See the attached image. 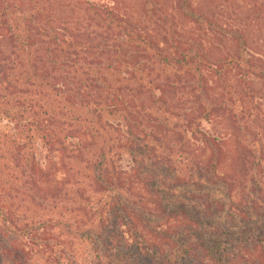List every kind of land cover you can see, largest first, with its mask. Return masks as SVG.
I'll use <instances>...</instances> for the list:
<instances>
[{"label":"trees","instance_id":"16d2710c","mask_svg":"<svg viewBox=\"0 0 264 264\" xmlns=\"http://www.w3.org/2000/svg\"><path fill=\"white\" fill-rule=\"evenodd\" d=\"M184 213L194 263L264 264V0H0V264H131Z\"/></svg>","mask_w":264,"mask_h":264},{"label":"rangeland","instance_id":"374dc122","mask_svg":"<svg viewBox=\"0 0 264 264\" xmlns=\"http://www.w3.org/2000/svg\"><path fill=\"white\" fill-rule=\"evenodd\" d=\"M49 171H50L49 176L45 178L46 181L48 180L47 182H50V179H52L54 176L53 173L56 172L55 170H54L55 172L52 171V169H50ZM56 175L60 176V173H57ZM202 190L211 192L212 198L220 199L224 202L225 201L228 202L225 191L221 186L205 187ZM191 191H194V188L181 187L178 188L177 191H175V194L172 197L168 199V196H166L164 200L165 203L167 201L169 202V207L173 211V215L175 212L174 210H184L192 217H197L198 218L197 220L200 221L199 214H196L195 212L196 210H199L200 204L196 202L197 201L196 199L191 200L187 198V194ZM225 210L220 211L219 214L212 215L213 219L215 221L224 220V218L227 216ZM145 220L150 236V241L147 244H145L146 246L145 248L139 250L140 254L136 252L124 253V255L130 260L131 264H199L198 262L194 263V256H192V248H194L193 250H195L198 254H201L199 252V248L198 249L195 248V243H196L195 238L194 236L189 237L190 232L188 233L187 231H185L187 229L186 224H188L189 222L191 223L192 219L190 217H187L185 213L184 215L182 214L178 215V217L176 216L172 218L169 221V223H167L168 225L162 224L160 221L156 219H152V217L150 216H146ZM262 220H263L262 216H256L254 214H250V219H243V221H240L238 217H236L234 219L233 224L224 225V227L227 228L228 230H231V229H238L235 226L239 228L244 226L247 227L249 226L247 229L256 233L257 229H253V228L256 225L261 224ZM142 226L144 227V225L142 224L141 226H138V233L142 232L143 230H146ZM191 226H193V223ZM120 229L123 230L124 226L122 225ZM195 229H196V224H194V231ZM120 235H123L125 239H128L129 242H132V239H130L127 233L121 234L120 232ZM223 238H226L231 241V239H229V235ZM125 239L123 240V242H125ZM164 243L167 244V251L166 252L160 251L161 255L159 253H156L155 250H160V248L161 250H163L162 245ZM186 244H190L189 246H191V248L189 247L190 249L189 252L191 254H189L188 251L183 249L184 246H186ZM248 253L249 250L247 249L243 251V253L241 252L237 260H235L234 258L235 262L239 264L240 263L249 264V262L247 263V261H245V258L248 256L247 255ZM126 257L124 258L126 259ZM229 258H233V257L230 256Z\"/></svg>","mask_w":264,"mask_h":264}]
</instances>
